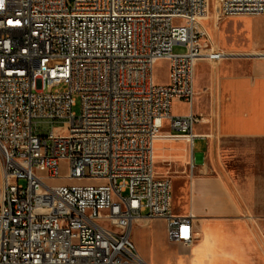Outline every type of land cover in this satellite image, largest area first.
<instances>
[{"label":"built area","instance_id":"2783aa9c","mask_svg":"<svg viewBox=\"0 0 264 264\" xmlns=\"http://www.w3.org/2000/svg\"><path fill=\"white\" fill-rule=\"evenodd\" d=\"M15 2L16 23L0 4V264H148L131 239L143 218L164 219L169 241L192 246L194 217L173 213L154 144H193L205 121L193 105L210 0ZM216 15L264 16V0H220ZM160 60L166 84L155 80ZM174 101L191 112L173 115ZM64 180L101 184L48 183Z\"/></svg>","mask_w":264,"mask_h":264},{"label":"crops","instance_id":"0c3cea01","mask_svg":"<svg viewBox=\"0 0 264 264\" xmlns=\"http://www.w3.org/2000/svg\"><path fill=\"white\" fill-rule=\"evenodd\" d=\"M214 50L237 61L212 69L210 57L199 60L193 112L205 121L195 125L193 144L166 137L154 144L155 172L168 176L156 171L166 168L173 182V213L194 217L197 240L190 247L171 242L164 219H139L131 239L148 264H264V232L255 225L264 223V157L236 176L221 154L232 149L264 153V59L245 62L264 54ZM174 103L189 107L175 116L192 110L182 101ZM162 132L172 133L167 123ZM196 140L203 143L200 154L193 148Z\"/></svg>","mask_w":264,"mask_h":264},{"label":"rangeland","instance_id":"374dc122","mask_svg":"<svg viewBox=\"0 0 264 264\" xmlns=\"http://www.w3.org/2000/svg\"><path fill=\"white\" fill-rule=\"evenodd\" d=\"M220 0H210V13L209 19L205 21L202 28L210 33L211 39L205 41L207 43V47L204 52L210 49V46L214 44L216 50H221L226 53L233 52H241V53H252L258 52L264 54V16H255V17H230V18H221L219 19L216 15V10L219 7ZM174 51L176 53H183L184 48L175 47ZM209 58L207 63L212 69L220 66L226 62H234L237 60L225 59L217 54L209 53ZM256 59H264V57L254 58L251 60H245V62H249ZM242 61V60H241ZM244 61V60H243ZM155 80L158 84H165L168 78V63L167 61L160 60L155 65L154 70ZM198 87V84L197 86ZM60 90L64 89V86L59 88ZM197 95L199 93L197 92ZM189 107L185 104L173 103L172 105V114L175 115L177 113H186L188 112ZM74 113H80V100L77 98V106L73 109ZM60 124H55L54 126H59ZM39 131L50 130L51 126L46 124L38 125ZM203 143L201 140H196L194 144V151L196 154L202 153L200 150ZM222 158L224 161L229 162L228 164L231 171L235 172L236 176L241 174V172H248L254 169V165H250L249 163H255V158L264 157L263 152L255 153L254 151H247V149L241 150H223L221 152ZM3 166L2 157L0 155V177L1 170ZM159 165L157 164V167ZM156 171L162 175H168V170L163 169ZM67 175V167L66 165H62L61 168V176L65 177ZM170 177V176H169ZM49 185H99L100 182H90V183H74L70 181H50ZM261 225H257V230L261 233L264 232V223H260ZM154 228L152 227V230Z\"/></svg>","mask_w":264,"mask_h":264},{"label":"bare ground","instance_id":"6f19581e","mask_svg":"<svg viewBox=\"0 0 264 264\" xmlns=\"http://www.w3.org/2000/svg\"><path fill=\"white\" fill-rule=\"evenodd\" d=\"M23 14H24V5L21 2H15V0H7V4H1V15L6 17V21L9 23L18 22L19 19H21L23 17ZM207 19H209V17H206L205 20L202 21L203 25H204L205 21H207ZM206 32H207L208 38L212 41L210 33L208 31H206ZM214 48H215V46L213 44L210 49H208L205 52L203 51L201 58L204 56L210 57L209 53L217 54V52H215ZM84 105L93 106V99L91 97H84ZM161 138H163V136L159 137V139H161Z\"/></svg>","mask_w":264,"mask_h":264},{"label":"snow or ice","instance_id":"6c2138e0","mask_svg":"<svg viewBox=\"0 0 264 264\" xmlns=\"http://www.w3.org/2000/svg\"><path fill=\"white\" fill-rule=\"evenodd\" d=\"M0 4H2V0H0Z\"/></svg>","mask_w":264,"mask_h":264}]
</instances>
